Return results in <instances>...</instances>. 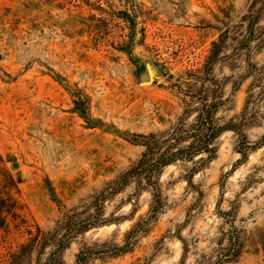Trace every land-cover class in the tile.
<instances>
[{
  "label": "rangeland",
  "instance_id": "374dc122",
  "mask_svg": "<svg viewBox=\"0 0 264 264\" xmlns=\"http://www.w3.org/2000/svg\"><path fill=\"white\" fill-rule=\"evenodd\" d=\"M0 264H264V0H0Z\"/></svg>",
  "mask_w": 264,
  "mask_h": 264
},
{
  "label": "trees",
  "instance_id": "16d2710c",
  "mask_svg": "<svg viewBox=\"0 0 264 264\" xmlns=\"http://www.w3.org/2000/svg\"><path fill=\"white\" fill-rule=\"evenodd\" d=\"M199 124H197V132L196 139L191 141L189 145L185 147H176L174 151H166L159 155L154 156L152 153L153 149L156 147V141L152 135L143 137V144L145 145V152L143 153V157L141 159V164L143 162H147L150 157L154 156L155 158V167H159L161 165H167L174 161H176L178 156H183L192 158L193 156L199 154H206L207 157H211L213 154V142L216 137H218L219 133L222 130V127H210V124L206 122L205 114H199ZM201 126V130H200ZM203 130V131H202ZM200 135V136H199Z\"/></svg>",
  "mask_w": 264,
  "mask_h": 264
},
{
  "label": "water",
  "instance_id": "95a60500",
  "mask_svg": "<svg viewBox=\"0 0 264 264\" xmlns=\"http://www.w3.org/2000/svg\"><path fill=\"white\" fill-rule=\"evenodd\" d=\"M140 80H141V81H148V80H149V76H148V74H147V73H142V74L140 75Z\"/></svg>",
  "mask_w": 264,
  "mask_h": 264
}]
</instances>
